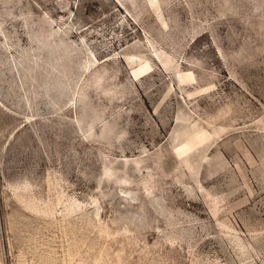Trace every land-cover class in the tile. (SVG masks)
I'll list each match as a JSON object with an SVG mask.
<instances>
[{"label":"rangeland","instance_id":"rangeland-1","mask_svg":"<svg viewBox=\"0 0 264 264\" xmlns=\"http://www.w3.org/2000/svg\"><path fill=\"white\" fill-rule=\"evenodd\" d=\"M0 264H264V0H0Z\"/></svg>","mask_w":264,"mask_h":264}]
</instances>
